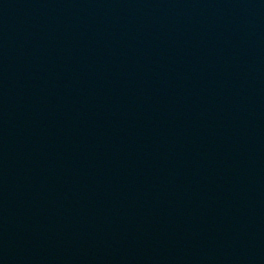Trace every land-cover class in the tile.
Wrapping results in <instances>:
<instances>
[{
    "label": "water",
    "instance_id": "95a60500",
    "mask_svg": "<svg viewBox=\"0 0 264 264\" xmlns=\"http://www.w3.org/2000/svg\"><path fill=\"white\" fill-rule=\"evenodd\" d=\"M0 264H264V0H0Z\"/></svg>",
    "mask_w": 264,
    "mask_h": 264
}]
</instances>
